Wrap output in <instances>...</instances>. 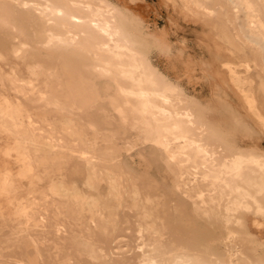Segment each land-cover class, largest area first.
Listing matches in <instances>:
<instances>
[{
  "label": "rangeland",
  "instance_id": "rangeland-1",
  "mask_svg": "<svg viewBox=\"0 0 264 264\" xmlns=\"http://www.w3.org/2000/svg\"><path fill=\"white\" fill-rule=\"evenodd\" d=\"M67 1L46 40L0 0V264H264V0ZM145 78L158 139L118 95Z\"/></svg>",
  "mask_w": 264,
  "mask_h": 264
},
{
  "label": "bare ground",
  "instance_id": "bare-ground-1",
  "mask_svg": "<svg viewBox=\"0 0 264 264\" xmlns=\"http://www.w3.org/2000/svg\"><path fill=\"white\" fill-rule=\"evenodd\" d=\"M59 1L62 2L61 5H56L53 2V0H32V6H33L34 10L36 11V15L38 17L37 28H38V30L41 31V35H42L43 39L47 40V39H50L53 37L52 33L50 34V33H47L45 31H42V27L45 25L54 26L58 29L59 32L56 33L57 38L58 37L59 38L62 37V39L63 38H65V39L76 38L78 36L79 32H83V31H81L82 30L81 24L84 21H86L88 16L91 14L90 11L88 10L89 6H90L89 3H86L87 5L84 6L81 2L79 4H71L68 1L66 2V0H59ZM99 10H100V8H99ZM93 26L96 27L97 25L93 24ZM83 39L85 42V49L92 52L95 56V60L98 61V63H99L98 69H104V68L110 69L113 65L118 63L114 54L108 50V48H107V46L103 40V36L100 33L95 34L92 31H87L85 33V37ZM45 43H47V42H45ZM64 76L69 82H73L77 85L73 71L69 70V71L65 72ZM131 80H132V84L130 85L129 88L131 89L132 92L130 94H123L120 91L118 92V95L122 100V106H123V108L125 107V109L127 108L134 115L133 117H136L139 121L143 122L144 125L146 126L147 130L150 132V134L153 137H157V139H158V137H160L164 133L163 128L167 124L164 122L163 119L160 122L157 121L156 119H154L152 117V114L149 111V109L147 107H145V103L138 98V95H140V94H145V95L150 94V92H152L156 88V86L154 85V83L150 79H146V78L141 79V80H134V79H131ZM83 84H84V82H83ZM72 85H74V84H72ZM76 85L74 88H76ZM80 86H82V85H79V88H80ZM83 88H85V87H83ZM77 90H79V89H77ZM94 91H95V89H94ZM90 102H92V101H90ZM115 105H117V104H115ZM118 108H120V107H118ZM170 108L175 109L176 105L174 103H172V104H170ZM121 111H122V108H121ZM161 146H162V144H161ZM4 194H6V192Z\"/></svg>",
  "mask_w": 264,
  "mask_h": 264
}]
</instances>
